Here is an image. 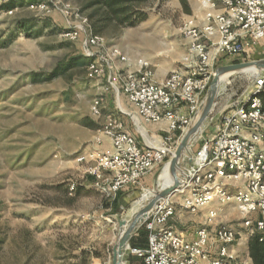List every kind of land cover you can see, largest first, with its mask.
Masks as SVG:
<instances>
[{
	"label": "rangeland",
	"instance_id": "1",
	"mask_svg": "<svg viewBox=\"0 0 264 264\" xmlns=\"http://www.w3.org/2000/svg\"><path fill=\"white\" fill-rule=\"evenodd\" d=\"M14 1L0 11V264H111L124 221L133 218L140 195L163 188L168 165L154 170L142 186L120 193L118 209H113L116 200L106 198L89 174L92 164L77 161L97 148L96 139L107 121L92 114L93 103L103 98V114L106 98L100 88L112 90L106 79H88L83 40L62 35L76 25L75 16L67 18L57 11L39 16L28 8L32 0ZM64 1L88 16L84 7L91 0ZM138 2L144 22L166 31L174 27L176 39L185 38L181 26L188 14L179 0ZM10 10L12 16L7 14ZM105 36V48L121 41L114 27ZM263 57L264 51L249 61ZM236 59L246 63L243 57L222 61L232 65ZM216 62L219 67L220 60ZM254 73L225 79L192 152L213 130V118L249 98ZM172 199L179 202L178 196ZM221 212L224 223L242 232L241 243H249L241 211L224 207ZM181 215L180 221L188 226L204 221L202 215ZM131 249L130 241L122 264H141ZM245 252L242 246L243 264H253Z\"/></svg>",
	"mask_w": 264,
	"mask_h": 264
},
{
	"label": "built area",
	"instance_id": "2",
	"mask_svg": "<svg viewBox=\"0 0 264 264\" xmlns=\"http://www.w3.org/2000/svg\"><path fill=\"white\" fill-rule=\"evenodd\" d=\"M9 2L0 0V7ZM199 2L205 13L202 23L195 18L183 21L181 31L189 40L188 50L181 66L162 82L156 79L152 63L131 59L117 45L105 48L106 37L95 34L90 18L75 12L69 2L32 0L28 6L39 16L53 11L67 18L75 16L76 25L61 33L72 41L83 40L88 79H106L111 90L123 93L141 123L167 127L144 148L135 134L125 130L118 115L108 118L96 139L97 148L77 161L92 164L89 174L109 200L140 186L143 178L169 164L206 96L216 61L252 58L264 51V0ZM7 14L12 16L14 11ZM251 77L249 98L212 119L213 133L194 152L186 183L145 224L147 245L131 249L143 264H241L235 247L243 235L233 225L219 223L224 207L238 208L246 235L260 234L264 240V71ZM103 102L99 98L93 103L92 114L97 118L103 116ZM132 120L138 129L135 116ZM177 207L192 215L206 212L195 240L186 241L171 224Z\"/></svg>",
	"mask_w": 264,
	"mask_h": 264
},
{
	"label": "crops",
	"instance_id": "3",
	"mask_svg": "<svg viewBox=\"0 0 264 264\" xmlns=\"http://www.w3.org/2000/svg\"><path fill=\"white\" fill-rule=\"evenodd\" d=\"M180 2V0H179ZM189 9L191 14H188L187 18H195L197 23H202L204 18V12L200 6L199 0H187ZM181 5V2H180ZM182 6V5H181ZM89 17V16H88ZM92 23V22H91ZM118 30V34L121 36L119 43L117 46L122 49V51L127 54L131 59L142 58L153 64L154 70L156 72V79L160 82L164 81L170 72L178 69L181 66V62L183 57L185 56L188 50V42L187 38H182L180 40L176 39V30L174 27H171L169 30H164L162 27H159L155 24L148 22H142L137 26L131 28H116ZM123 32V34H122ZM107 34V33H106ZM105 36V34H102ZM106 37V36H105ZM107 38V37H106ZM260 58V57H259ZM264 58V57H263ZM125 66V65H121ZM99 84V83H98ZM101 92L106 98V105L103 111V117L101 120L104 122L111 116H119L125 125V130L131 134H135L142 147L147 148L151 142V140H158L164 132L167 130L165 124H151L145 125L141 123L139 116L136 114L135 108L129 102V99L123 93H117L115 91L108 92L107 90H103ZM132 116L136 118V122L139 124V128L137 129L135 125H133ZM153 127H150L152 126ZM89 126V125H88ZM96 127V126H95ZM133 127V130L130 131V128ZM151 128V130H147ZM133 131H135L133 133ZM212 129L209 130V136L212 135ZM139 137V138H138ZM146 176L141 181V185L147 181ZM136 188H127L123 190L121 193L130 191ZM175 216L171 220V224L175 227L176 230L181 234V236L186 241H193L197 237V230L200 228L204 221L198 222V226L183 224L181 220L182 213H184L180 208H176ZM204 213H206L204 211ZM204 213L202 218H204ZM187 214V213H184ZM222 216L220 219L221 223ZM179 225V226H178ZM244 247V252L246 253L247 261L252 262L250 260L249 254V244L248 240H245L241 243V239L238 242V245L235 247V251L239 256V260L241 264H243L242 257L240 255V248ZM217 252V246L213 247V255Z\"/></svg>",
	"mask_w": 264,
	"mask_h": 264
},
{
	"label": "water",
	"instance_id": "4",
	"mask_svg": "<svg viewBox=\"0 0 264 264\" xmlns=\"http://www.w3.org/2000/svg\"><path fill=\"white\" fill-rule=\"evenodd\" d=\"M250 67L255 68L256 72L264 71V59L249 61L246 63H233L232 65H224L216 68L213 80L205 94L206 96L204 97L199 110L195 114L192 123L187 128L188 130L168 162V165H170V175L174 180V183L169 186V188L155 191L153 199L137 212V216L132 219L126 233L115 244L111 264L123 263L126 248L129 247L130 241L137 234L138 230L154 215L153 213L157 208L170 198L172 193L186 183L188 178L187 167L193 163V142L198 138L202 131V127L217 104L225 79L233 76V74L243 73Z\"/></svg>",
	"mask_w": 264,
	"mask_h": 264
},
{
	"label": "trees",
	"instance_id": "5",
	"mask_svg": "<svg viewBox=\"0 0 264 264\" xmlns=\"http://www.w3.org/2000/svg\"><path fill=\"white\" fill-rule=\"evenodd\" d=\"M139 0H91L84 7V11L92 22L93 32L95 34H106L107 29L114 28H131L146 20V16L141 14ZM11 0L8 4L0 7L1 10H6L14 4ZM183 11L186 14H191L187 0H180ZM62 32V31H61ZM245 62H249L250 58H244ZM233 60L234 63L240 61ZM219 66L224 65V61L220 59ZM121 193V192H120ZM120 196V194L118 195ZM117 196V197H118ZM113 209H118V200L113 204ZM260 234H255L249 240L250 259L253 264H264V240ZM148 232L145 230V225L139 230L137 236L131 240V247H145L147 245ZM140 263L143 262L139 259Z\"/></svg>",
	"mask_w": 264,
	"mask_h": 264
},
{
	"label": "bare ground",
	"instance_id": "6",
	"mask_svg": "<svg viewBox=\"0 0 264 264\" xmlns=\"http://www.w3.org/2000/svg\"><path fill=\"white\" fill-rule=\"evenodd\" d=\"M255 68L253 67H250L248 70L244 71V72H250V71H254ZM243 72V73H244ZM255 74V73H254ZM204 129L202 128V131ZM201 131V132H202ZM197 139V138H196ZM195 139V140H196ZM192 153V152H191ZM191 155V154H190ZM163 188L161 187V189H166V188H169V186H171L173 183H174V180L172 179L171 175H170V165H168V167L165 169L164 173H163ZM161 189H158V190H161ZM155 194V191L154 193L148 191L142 195H140L139 197V200L137 201V204H136V207L134 208L133 212H132V216L133 218H135L137 216V212L143 207L145 206L146 204H148L152 199H153V196ZM132 218V219H133ZM132 219L131 220H125L122 227H121V230L118 234V240L126 233V230L127 228L129 227L130 223L132 222ZM128 250V248H126V251Z\"/></svg>",
	"mask_w": 264,
	"mask_h": 264
}]
</instances>
